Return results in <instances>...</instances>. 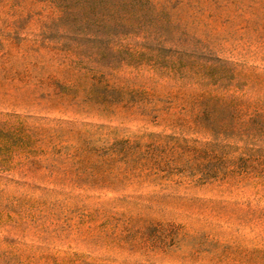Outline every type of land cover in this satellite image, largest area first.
<instances>
[{
	"label": "rangeland",
	"instance_id": "1",
	"mask_svg": "<svg viewBox=\"0 0 264 264\" xmlns=\"http://www.w3.org/2000/svg\"><path fill=\"white\" fill-rule=\"evenodd\" d=\"M197 1H182V18L197 21L209 60L236 79L210 80L206 91L162 79L151 90L155 117L121 104L71 113L49 84L60 75L58 53L34 43L50 14L0 1V119L22 123L15 140L23 142L10 166L0 165V264L13 256L11 264H264V0ZM131 70L113 72L110 83L133 78ZM202 97L212 100L201 106ZM122 140L162 145L187 170L154 179L89 153L84 161L98 167L88 182L64 151L51 152L53 142L73 151ZM240 158L256 173L202 181L204 166L237 170Z\"/></svg>",
	"mask_w": 264,
	"mask_h": 264
},
{
	"label": "trees",
	"instance_id": "2",
	"mask_svg": "<svg viewBox=\"0 0 264 264\" xmlns=\"http://www.w3.org/2000/svg\"><path fill=\"white\" fill-rule=\"evenodd\" d=\"M26 1L40 5L41 10L50 14L49 19L41 24L34 43L42 41V46L58 53L60 75L50 78L49 84L53 86L52 93L58 95L62 102H70L71 113L86 114L93 109L111 111L112 106L121 104L128 109L135 106L140 114L155 117L152 114L155 109L151 90L162 79L190 82L204 90L210 80L222 82L226 78L229 81L236 79L233 70L209 60L207 56L212 54V50L201 37L196 38L197 28L194 25L197 21L182 18L183 0ZM186 2L192 4L198 1ZM122 68H131L135 72L134 77L122 78L121 84H111L109 77ZM144 71L152 74L146 77ZM39 83H44V80L40 78ZM149 83L152 85L150 91L147 88ZM211 100L212 97H202L198 103L207 106ZM214 100L217 102V99ZM65 123L70 124L71 121ZM21 128L22 123L14 124L11 118L0 119V165L4 169H7L5 165L10 166L7 159L12 156L14 147L23 144H17L15 140ZM63 130L62 126L54 129L50 139L54 140ZM70 148L53 142L51 152L59 156L64 151L74 167L75 177L88 182H92L91 177L98 167L96 163L90 165L84 161L89 153H95L105 161L106 154H109L113 161L122 162L126 170H145L153 174L154 179L187 170L178 167V158L164 154L165 147L159 144L142 145L122 140L108 147L83 143L74 147L73 151ZM55 160H59L58 157ZM240 161L242 164L236 166L237 170H229L226 165L212 169L204 166L201 179H215L219 171L222 172V179L244 172L256 173V169L246 165L245 158H240ZM231 164H234L233 161L228 163ZM81 173L90 178H83ZM59 180L61 178H53L52 182ZM13 257L14 260L19 258ZM13 257L6 259L5 264H11ZM74 260L69 258L66 262L74 264ZM58 263L54 261V264Z\"/></svg>",
	"mask_w": 264,
	"mask_h": 264
}]
</instances>
